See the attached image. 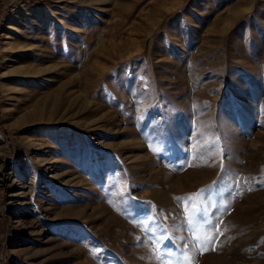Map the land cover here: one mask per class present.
<instances>
[{"label": "rangeland", "instance_id": "obj_1", "mask_svg": "<svg viewBox=\"0 0 264 264\" xmlns=\"http://www.w3.org/2000/svg\"><path fill=\"white\" fill-rule=\"evenodd\" d=\"M0 264H264V0H0Z\"/></svg>", "mask_w": 264, "mask_h": 264}]
</instances>
